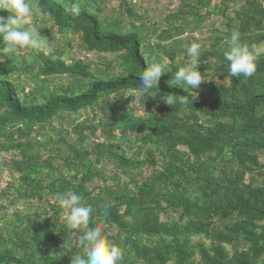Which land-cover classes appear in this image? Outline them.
Here are the masks:
<instances>
[{"label":"trees","instance_id":"trees-1","mask_svg":"<svg viewBox=\"0 0 264 264\" xmlns=\"http://www.w3.org/2000/svg\"><path fill=\"white\" fill-rule=\"evenodd\" d=\"M187 1L172 15L174 21L193 14L194 0ZM196 1L200 7H207L214 0ZM32 3L37 9L35 15L52 23V30L61 36L79 35L86 52L115 55L117 73L96 76L80 60L67 64L61 56L54 59L53 55L37 53L34 59L41 67L32 74L33 64L17 54L25 49L5 53L0 42V153L15 152L20 157L10 165L19 175L16 196L41 198L47 192L55 197L69 191L83 194L94 208L89 227L101 225L123 249L122 264H264V179L259 178L264 175L260 162L264 155V53L259 55L253 76L237 78L228 71L223 56L227 48L217 50V72L224 82H204L198 93L187 86H170L173 74L181 67L174 65L171 72L161 76L159 89L141 98L147 106L145 114L119 112L110 97L139 87V74L150 64L143 52L146 40L141 26L133 25L130 32L118 24L107 26L101 20L97 0ZM73 3L79 4V15H73ZM218 3L213 9L219 16L226 17L231 8H237L233 19L227 17L228 38L236 30L242 43L264 44L262 0ZM8 15L0 11V16ZM49 32L45 29L39 34ZM222 40L217 38L211 46L218 48ZM158 48L175 61V52L167 53L162 45ZM19 71L32 74L36 81L65 75L88 83L81 91L73 88L42 95L38 85L29 82L32 93L41 94L42 101L27 102L20 96L25 85H17L11 78ZM166 94L174 95V105L162 102ZM185 99L187 102L182 103ZM94 107L102 114L94 130L99 128L105 135L94 150L105 159L116 158L128 173L137 175L143 168L150 173L139 181H135V174L130 175L132 187L111 186L103 169L95 167L97 160L81 150L85 138L79 135L75 144H68V133L59 131V142L69 151L60 159L68 174L45 183L42 177L52 178L53 161L61 156L51 152V137L44 143L39 141L41 130L65 113ZM115 130L121 137H137L136 142L146 149L145 156L139 152L135 157L120 154V147L109 143L116 138ZM95 179L102 185L90 190L88 185ZM45 214L44 218L38 213L15 215L16 223L3 229L5 237L0 233V264H70L83 253L58 204L49 205ZM32 216L35 220L30 222ZM112 229H116L114 235ZM200 236L210 244L194 242V237ZM229 246L232 253L227 250Z\"/></svg>","mask_w":264,"mask_h":264},{"label":"rangeland","instance_id":"rangeland-1","mask_svg":"<svg viewBox=\"0 0 264 264\" xmlns=\"http://www.w3.org/2000/svg\"><path fill=\"white\" fill-rule=\"evenodd\" d=\"M187 0H97V5L102 10L101 20L106 23L107 26L112 27L119 25L124 31L130 32L132 26H141L143 35L145 38V46L143 52L148 62L153 60H161L166 58L169 61V72L173 70V66H183L187 56V47L192 43L200 45L199 53V71L202 75L206 74L208 78L206 83L217 82L223 83L224 81L219 77L217 69L219 67V60L214 57L215 53L219 49H226L228 46L225 43V39H228V23L227 17L232 18L235 14V9L231 8L226 17L219 16L213 9L214 5H219V0H214L211 6L200 7L196 0L191 1L195 7L193 14H190L184 20L174 21L172 15L176 13ZM264 3V0H262ZM188 2V1H187ZM191 10L190 7L186 8ZM132 11V13H131ZM235 11V12H234ZM210 15H209V14ZM30 25L34 27L38 32L48 30V34H40L47 40V45L42 50L25 49L19 51L17 54L23 55L27 63L33 64V73L41 67V63L35 61V55L42 53L44 55H53L54 59L61 56V58L67 64L73 63L75 60H80L91 67L92 72L96 76L112 77L117 73L115 55L111 54H97L86 52L81 45L80 36L76 34H68L67 36H61L57 33L56 29L51 28L52 23L44 22L41 15H34L30 20ZM179 33V34H178ZM171 37L170 39L162 38L165 36ZM217 38L223 39L218 48L211 46ZM158 45H162L167 53L175 52V61L172 62L166 54L159 51ZM259 55L264 53V44L258 47ZM207 52V55H203ZM202 58V59H201ZM21 61L17 64L20 67ZM32 74H21L20 71L13 73L12 80L17 84L25 85V93L20 94L22 98H25L27 102L42 101V95L50 92L62 93L66 89H79L81 91L87 85L88 80L83 82L76 81L71 76L57 75L48 78H40L36 81ZM32 75V76H31ZM33 81V82H32ZM29 82L33 85H38L39 95H35L32 86H29ZM202 82V83H204ZM201 83V84H202ZM85 85V86H84ZM36 88V89H37ZM192 91L198 93L199 88H192ZM123 94V93H122ZM119 94L117 97L111 96L114 106L122 111H133L136 115H143L147 111V106L142 104L143 100L138 97L134 100L133 96L121 97ZM134 100V101H133ZM154 101V98L149 100L150 103ZM112 105V107H113ZM154 105L158 106L157 103ZM102 118V114L97 107L92 109L83 110L78 113H65L56 118L52 123L47 125L44 130H41L42 136H39V141L44 143L47 137H51V149L54 154H59L60 157H55L56 161H53L55 171L52 174V178L48 179L42 177L45 183L51 182L54 179H58L60 176H66L68 172L64 167L63 162L60 160L69 153L65 144L59 142V131H63L64 135L68 133L67 143H76L77 137L82 135L85 138L83 144H81V150L90 153V158L95 161V167L103 169L109 185L124 187L132 185L129 182V176H134L135 181L145 177L150 172L143 168L142 172L128 173L119 164L116 158H103L100 153H97L94 149L99 143H103L105 135L99 128L94 130V127L98 125L99 119ZM81 126V127H78ZM57 131V132H54ZM35 135V134H34ZM114 142L109 143L116 144L120 147V154L124 153L128 157H135L136 153H140L142 157L145 156L146 149H143L139 142H136L137 137L133 135H127L121 137L118 130H115ZM3 137L0 141L2 142ZM142 147V149H141ZM77 148L80 147L77 145ZM15 152H2L0 153V233L5 237L6 228L11 224L16 223L15 215L20 216L34 215L35 213L47 217L45 211L49 209V205H57L55 197L48 195L47 192H43L40 196L35 198L20 199L16 196L14 189L18 187L19 175L14 173L10 168V165L20 159L17 158ZM48 152H43V156L47 157ZM260 162L264 166V155L260 156ZM68 177V176H67ZM249 177V176H248ZM260 179H264V175L259 176ZM248 179V178H246ZM102 185V182L95 179L88 185L89 189ZM62 218L65 219L64 214ZM35 217L30 218V222H33ZM23 226L25 223L22 224ZM112 235L116 233V229H112ZM194 242L203 243L206 246L210 244L204 237H194ZM227 250L232 253V247H227ZM79 254V253H78Z\"/></svg>","mask_w":264,"mask_h":264},{"label":"clouds","instance_id":"clouds-1","mask_svg":"<svg viewBox=\"0 0 264 264\" xmlns=\"http://www.w3.org/2000/svg\"><path fill=\"white\" fill-rule=\"evenodd\" d=\"M0 11L9 13L7 18L0 16V42L4 44L3 52L16 53L18 49L42 50L46 47V38L29 23L37 11L32 0H0ZM71 11L73 15H79V4L73 3ZM225 43L228 47L223 56L228 62L230 75L237 78L253 76L259 58L258 46L242 43L241 35L236 30L231 32ZM199 53V44L192 43L187 47L188 59L173 74L170 86L174 84L177 87L199 88L208 79L206 74L202 75L199 71ZM168 64L166 58L153 60L139 74V87L124 89L121 97L133 96L135 100L149 95L153 89H159L161 76L169 73ZM161 100L168 105L175 104L173 94H166ZM181 102L186 103L187 99ZM55 199L63 210L67 228L73 230L76 243L83 248V253L79 252L70 264H122L123 249L109 238L101 225L89 227L94 208L86 202L83 194L72 191L57 193Z\"/></svg>","mask_w":264,"mask_h":264}]
</instances>
